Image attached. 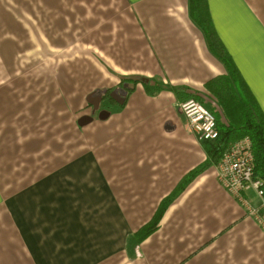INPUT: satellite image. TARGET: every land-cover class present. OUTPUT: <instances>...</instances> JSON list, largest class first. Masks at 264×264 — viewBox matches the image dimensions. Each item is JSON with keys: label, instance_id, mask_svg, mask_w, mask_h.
<instances>
[{"label": "crops", "instance_id": "crops-1", "mask_svg": "<svg viewBox=\"0 0 264 264\" xmlns=\"http://www.w3.org/2000/svg\"><path fill=\"white\" fill-rule=\"evenodd\" d=\"M206 6L264 115V0ZM226 75L189 0H0V264H264V234L215 166L134 242L206 160L179 103L220 116L205 85ZM126 78L143 81L118 104Z\"/></svg>", "mask_w": 264, "mask_h": 264}, {"label": "trees", "instance_id": "trees-1", "mask_svg": "<svg viewBox=\"0 0 264 264\" xmlns=\"http://www.w3.org/2000/svg\"><path fill=\"white\" fill-rule=\"evenodd\" d=\"M189 13L192 21L202 30L206 37L210 51L222 62L227 71L226 76L219 77L205 85V88L212 93L214 104L221 114L220 116L215 115L212 107L207 108L206 106V109L215 117L218 138L213 142L201 143L206 154L205 162L187 174L173 192L162 200L152 219L134 235L136 244L142 242L158 229L166 210L188 183L192 182L205 169L211 166L216 167L222 154L231 145L243 138H249L252 143L254 176L264 184V115L253 100L230 56L219 40L209 18L206 0H189ZM142 81L143 79L141 78L121 79L119 87L125 92V96H128L135 85L140 84ZM143 86L148 93H155L160 90L155 80H145ZM235 90L241 96L239 100L235 99ZM111 91L107 90L104 93L103 101L111 102L109 99ZM190 98L195 99L202 105H206L192 94L186 96L182 101Z\"/></svg>", "mask_w": 264, "mask_h": 264}, {"label": "built area", "instance_id": "built-area-1", "mask_svg": "<svg viewBox=\"0 0 264 264\" xmlns=\"http://www.w3.org/2000/svg\"><path fill=\"white\" fill-rule=\"evenodd\" d=\"M186 128L198 142H213L218 138L214 115L195 99L178 105ZM216 178L220 186L244 209L264 234V184L254 176L252 143L243 138L231 145L217 164ZM253 193V200L249 194Z\"/></svg>", "mask_w": 264, "mask_h": 264}, {"label": "water", "instance_id": "water-1", "mask_svg": "<svg viewBox=\"0 0 264 264\" xmlns=\"http://www.w3.org/2000/svg\"><path fill=\"white\" fill-rule=\"evenodd\" d=\"M121 94H122V98L119 100L118 98H113L114 95L111 94L110 95V98H113L114 100H117L116 102L118 104H122L123 103V100H124V96H125V92L121 89ZM100 100H101V97H94V98H90V100L88 99V104L92 107V112H96L98 110V106H99V103H100ZM108 113L107 112H101L99 113L98 115V118L100 120L104 119L105 117H107ZM91 120V118H82L79 122H78V125L79 126H84L86 125L89 121Z\"/></svg>", "mask_w": 264, "mask_h": 264}, {"label": "flooded vegetation", "instance_id": "flooded-vegetation-1", "mask_svg": "<svg viewBox=\"0 0 264 264\" xmlns=\"http://www.w3.org/2000/svg\"><path fill=\"white\" fill-rule=\"evenodd\" d=\"M91 107V106H90ZM92 108V107H91ZM102 111V109H100V107L98 106V110H97V112H101Z\"/></svg>", "mask_w": 264, "mask_h": 264}, {"label": "rangeland", "instance_id": "rangeland-1", "mask_svg": "<svg viewBox=\"0 0 264 264\" xmlns=\"http://www.w3.org/2000/svg\"><path fill=\"white\" fill-rule=\"evenodd\" d=\"M252 197H253V195H252ZM252 200H253V198H252Z\"/></svg>", "mask_w": 264, "mask_h": 264}]
</instances>
